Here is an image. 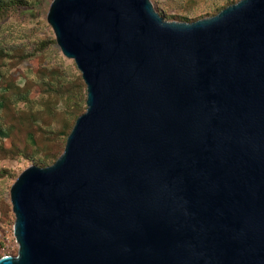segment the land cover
I'll list each match as a JSON object with an SVG mask.
<instances>
[{"label":"water","instance_id":"95a60500","mask_svg":"<svg viewBox=\"0 0 264 264\" xmlns=\"http://www.w3.org/2000/svg\"><path fill=\"white\" fill-rule=\"evenodd\" d=\"M85 109L9 187L0 264H264V0L190 22L148 0H52Z\"/></svg>","mask_w":264,"mask_h":264},{"label":"rangeland","instance_id":"374dc122","mask_svg":"<svg viewBox=\"0 0 264 264\" xmlns=\"http://www.w3.org/2000/svg\"><path fill=\"white\" fill-rule=\"evenodd\" d=\"M52 0H0V257L15 256L9 187L29 165L51 164L75 118L85 85L58 49L46 13ZM165 21L190 22L237 0H148Z\"/></svg>","mask_w":264,"mask_h":264}]
</instances>
